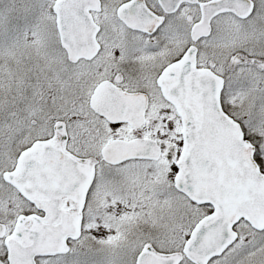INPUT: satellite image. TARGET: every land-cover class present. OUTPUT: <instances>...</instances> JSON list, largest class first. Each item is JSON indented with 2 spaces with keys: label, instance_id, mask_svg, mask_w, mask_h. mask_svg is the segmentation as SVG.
Listing matches in <instances>:
<instances>
[{
  "label": "snow or ice",
  "instance_id": "1",
  "mask_svg": "<svg viewBox=\"0 0 264 264\" xmlns=\"http://www.w3.org/2000/svg\"><path fill=\"white\" fill-rule=\"evenodd\" d=\"M0 264H264V0H0Z\"/></svg>",
  "mask_w": 264,
  "mask_h": 264
}]
</instances>
